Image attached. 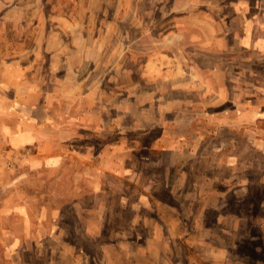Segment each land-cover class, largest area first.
Segmentation results:
<instances>
[{
    "label": "rangeland",
    "instance_id": "1",
    "mask_svg": "<svg viewBox=\"0 0 264 264\" xmlns=\"http://www.w3.org/2000/svg\"><path fill=\"white\" fill-rule=\"evenodd\" d=\"M225 2L0 0V77L57 96L58 122L82 131L73 146L93 153L80 184L19 185L0 264H264V120L210 82ZM66 96L82 102L71 116ZM70 159L58 176L79 169ZM32 189L50 207L25 199V223L17 194Z\"/></svg>",
    "mask_w": 264,
    "mask_h": 264
},
{
    "label": "crops",
    "instance_id": "2",
    "mask_svg": "<svg viewBox=\"0 0 264 264\" xmlns=\"http://www.w3.org/2000/svg\"><path fill=\"white\" fill-rule=\"evenodd\" d=\"M225 1L224 5L231 7V13H224V32L216 33L215 39L216 42L220 40L218 46L222 41L224 46L217 48L213 40L208 44L210 53L213 48L218 53L224 50L225 65L215 63L209 68L210 82L223 86L219 94L231 108H234L233 104L236 103V108L246 107L244 110L251 112L254 110L255 113L251 116L256 123L258 120H264V0ZM9 65L10 63H6L2 66L9 69ZM197 68L194 66L195 70ZM221 73H224L223 84L217 79ZM7 78L13 80L8 76ZM22 83L21 79L14 81L15 86L5 81L2 75L0 77V150L3 152L0 167V209L9 206L12 194L21 192L24 187H20L21 184L47 181L48 190L51 192L59 181H70L72 178L75 182L78 176L84 178L87 167L91 165L90 157L93 156L86 148L83 150L81 145L73 146L74 140H77L82 131L80 133L78 130L76 120L71 116V109L74 106H82L81 100L73 96L64 97L69 104L68 113L71 117L63 119L62 124L58 122L53 110L58 97L43 90L34 78L29 83ZM21 88L26 92H20ZM65 115L67 116V112ZM65 145H68V150ZM74 152L80 161L79 169L74 174L65 173L69 174L68 177L58 176V172L64 173L65 169H68L67 165H71L68 160H71ZM82 163L85 168H81ZM2 175L9 178L4 180ZM93 178L90 176V181L96 180L98 176ZM76 181L79 182L77 179ZM13 186H16L15 192ZM32 191V194H17L21 196L16 210L22 214L21 219L25 223L32 221L31 206L26 205L25 199L36 198L35 206L38 212L40 208L50 207V202L44 204L39 201V192L35 189ZM45 195L51 196L50 193L41 196Z\"/></svg>",
    "mask_w": 264,
    "mask_h": 264
},
{
    "label": "built area",
    "instance_id": "3",
    "mask_svg": "<svg viewBox=\"0 0 264 264\" xmlns=\"http://www.w3.org/2000/svg\"><path fill=\"white\" fill-rule=\"evenodd\" d=\"M2 156H3V152L0 150V167H1Z\"/></svg>",
    "mask_w": 264,
    "mask_h": 264
}]
</instances>
